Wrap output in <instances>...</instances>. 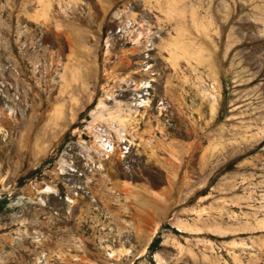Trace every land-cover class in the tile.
Here are the masks:
<instances>
[{
    "label": "rangeland",
    "instance_id": "rangeland-1",
    "mask_svg": "<svg viewBox=\"0 0 264 264\" xmlns=\"http://www.w3.org/2000/svg\"><path fill=\"white\" fill-rule=\"evenodd\" d=\"M0 264H264V0H0Z\"/></svg>",
    "mask_w": 264,
    "mask_h": 264
},
{
    "label": "built area",
    "instance_id": "built-area-1",
    "mask_svg": "<svg viewBox=\"0 0 264 264\" xmlns=\"http://www.w3.org/2000/svg\"><path fill=\"white\" fill-rule=\"evenodd\" d=\"M125 32L124 28L123 27H118L117 31L115 33H113L112 31H110V37H113L114 34L118 33V34H123ZM104 133V132H103ZM102 135H105V134H102ZM105 136L108 137V139L106 140H102V146H103V149L105 148V150L107 152H114L115 151V145L113 143V139H111L110 135L109 134H106ZM104 136V137H105Z\"/></svg>",
    "mask_w": 264,
    "mask_h": 264
}]
</instances>
